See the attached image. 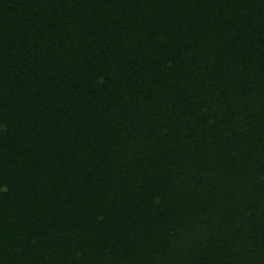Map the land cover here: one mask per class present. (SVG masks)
<instances>
[{"label": "trees", "instance_id": "obj_1", "mask_svg": "<svg viewBox=\"0 0 264 264\" xmlns=\"http://www.w3.org/2000/svg\"><path fill=\"white\" fill-rule=\"evenodd\" d=\"M0 264H264V0H0Z\"/></svg>", "mask_w": 264, "mask_h": 264}]
</instances>
